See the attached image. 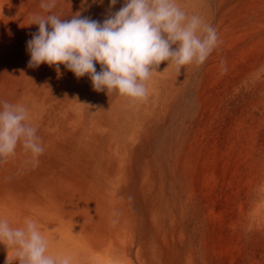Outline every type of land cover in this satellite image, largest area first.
<instances>
[{
  "label": "bare ground",
  "instance_id": "bare-ground-1",
  "mask_svg": "<svg viewBox=\"0 0 264 264\" xmlns=\"http://www.w3.org/2000/svg\"><path fill=\"white\" fill-rule=\"evenodd\" d=\"M40 3L0 0V101L29 110L45 148L38 165L22 147L0 164V216L13 227L33 218L49 252L73 264H203L189 224L205 210L210 146L218 149L229 115L237 126V78L253 73L258 0H178L221 43L180 73L161 62L144 101L97 92L64 65L29 67L34 15L103 22L124 0L111 8L110 0H57L50 13ZM7 256L0 244V264Z\"/></svg>",
  "mask_w": 264,
  "mask_h": 264
},
{
  "label": "clouds",
  "instance_id": "clouds-1",
  "mask_svg": "<svg viewBox=\"0 0 264 264\" xmlns=\"http://www.w3.org/2000/svg\"><path fill=\"white\" fill-rule=\"evenodd\" d=\"M117 2L110 0L109 8ZM56 3L41 0L40 8L50 13ZM30 24L38 25V32L27 41L29 67L47 64L59 72L64 65L77 78L87 74L95 91L134 101L147 100V82L161 62L168 61L180 73L185 65L202 66L221 43L217 29L201 16L189 15L178 0H124L103 22L49 14L34 15ZM18 147L30 153L34 165L45 151L29 110L0 101V164L15 156ZM0 244L13 251L5 264H73L71 256L49 252L48 238L31 217L13 227L0 216Z\"/></svg>",
  "mask_w": 264,
  "mask_h": 264
},
{
  "label": "rangeland",
  "instance_id": "rangeland-1",
  "mask_svg": "<svg viewBox=\"0 0 264 264\" xmlns=\"http://www.w3.org/2000/svg\"><path fill=\"white\" fill-rule=\"evenodd\" d=\"M263 1L258 0L256 13L258 36L253 73L251 78H237V126L234 130L235 119L229 115L218 149L210 146L205 210L203 216L199 211L189 224L190 237L197 256L204 258L203 264H264Z\"/></svg>",
  "mask_w": 264,
  "mask_h": 264
}]
</instances>
